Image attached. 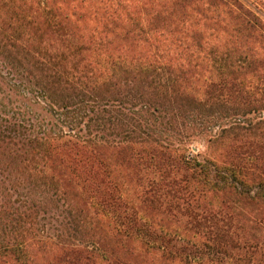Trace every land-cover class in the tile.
Segmentation results:
<instances>
[{"label": "trees", "instance_id": "obj_1", "mask_svg": "<svg viewBox=\"0 0 264 264\" xmlns=\"http://www.w3.org/2000/svg\"><path fill=\"white\" fill-rule=\"evenodd\" d=\"M32 1L0 264H264V0Z\"/></svg>", "mask_w": 264, "mask_h": 264}, {"label": "rangeland", "instance_id": "obj_2", "mask_svg": "<svg viewBox=\"0 0 264 264\" xmlns=\"http://www.w3.org/2000/svg\"><path fill=\"white\" fill-rule=\"evenodd\" d=\"M32 0H0V49L10 50L9 46H4L6 39L19 37L23 40L29 37V25L27 21L34 7ZM22 16V17H20ZM199 158L206 152L202 142L196 143ZM191 156L192 153L188 152Z\"/></svg>", "mask_w": 264, "mask_h": 264}]
</instances>
